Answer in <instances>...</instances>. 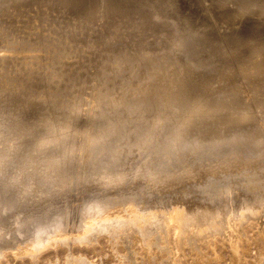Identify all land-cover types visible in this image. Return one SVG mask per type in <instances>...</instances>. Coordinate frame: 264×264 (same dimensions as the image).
I'll use <instances>...</instances> for the list:
<instances>
[{
    "label": "bare ground",
    "instance_id": "6f19581e",
    "mask_svg": "<svg viewBox=\"0 0 264 264\" xmlns=\"http://www.w3.org/2000/svg\"><path fill=\"white\" fill-rule=\"evenodd\" d=\"M27 16L29 18L36 16L37 20L42 22L43 19L49 20V25L55 23L59 28L50 31L55 34L54 36H59L58 43L53 42L56 37H50L51 40H48V35H44L47 39L40 34L39 42L32 40L35 41V46L49 48L50 45H55L59 55L64 49L77 50L79 44L92 50L88 52L84 49L86 54L91 53L94 58H88L86 54L81 56V53L78 55L71 52L70 56L67 54L70 58L79 56V59H85L84 62H77L78 60L75 62L74 58L72 59L74 64H70V67L80 64L79 67H75L82 71L79 78L70 79L71 75L66 78L67 73L64 75L65 71L58 68L55 69L57 71L55 73L38 72L39 68L47 69L46 66H37L38 69L34 70L30 65L34 67L38 63L33 64L30 59V63H22L23 60L18 63L19 57H15L18 58L17 62L12 58L5 60L1 52L9 51L14 40V43L21 47L24 44L32 47L31 40L20 36L23 29H27L29 21L24 19ZM46 32L43 31L44 34ZM50 32L48 33L51 34ZM34 38H37L36 35ZM145 38L160 40L159 44L163 48L170 49V53L164 55L167 59L171 58V62L159 61L163 55H156L157 58L153 49L149 47L150 43L147 41L145 43ZM0 39L10 44V47H4L0 43V146L8 145L9 149L20 155L29 148L28 144L29 146L32 144L30 151L23 156L25 162L20 168V173L17 169V177L10 181L24 175L23 172L26 170L32 172V169L38 168V172H41L45 170L42 167L48 168L57 163L60 165L57 166L61 167L60 163H65L66 159L74 155L79 160L78 163H74V167L78 168L76 171L80 167L83 168V172L80 170L76 174L77 180H88L86 184L85 181L82 184L80 195L70 196L67 193L62 195L64 200H68V204L83 201L79 207L69 209L65 206L69 210H63L65 212L59 217L34 224L32 229H26L23 239L21 242L17 241V244H8L5 235L0 237V244L7 243L3 246L4 249L0 248V258H6L10 250H17L18 255L24 253L30 255L33 251L38 253L53 243H60L51 240L55 235L84 231L87 233L86 238L66 240L62 244L65 243L70 248L75 241H90L96 239L98 235H106L111 237L109 243L113 245L112 252L119 253V247L124 246L129 256L121 257H125L126 259L123 258L125 261H133V264H138L135 260L139 251L133 246L137 240L144 247L147 246L153 264H182V257H186L188 248L192 252L196 251L195 259H192L193 264H202L209 257L203 254V246L197 245L198 240L221 235L228 243L229 264H264V221L260 222L264 218L262 184L264 181L256 173L258 181L248 178L249 180L243 183L236 179L217 184L215 179L208 176L209 192L219 197L212 206H202L183 200L182 190L179 189L170 193L158 191V195L151 194L152 192L148 194L150 190H147L148 195H144L138 192V188L142 187L138 186L137 190L134 189L136 191L134 194L124 196L123 192L121 195L118 194L121 196L120 199L110 197L109 194L108 198L106 196L105 199H98L97 191H94L100 184L104 186L102 183L113 182L114 185L115 181L123 185L122 181L126 179L128 181L130 177L132 181H138L135 183L141 184L149 177L155 181L160 180L161 185L167 178L172 180L173 185L181 184L185 172L179 171V175L170 176L168 175L170 171L166 175L163 168L167 161L165 154L172 149L176 154L185 148L197 152L202 148L208 149L206 147L224 148L223 146L227 145L236 151L242 147L246 151L244 146L250 145L256 149H263L261 147L264 146V0H0ZM47 42L48 45L45 44ZM71 43L75 45L71 46ZM60 44L67 46L60 48ZM33 48H22L21 52L36 51L37 47ZM11 53L13 55V52ZM107 53H115L118 57L109 56ZM129 55L137 62H129L131 61L127 58ZM57 58L56 60L54 58L52 63L55 61L58 63ZM65 62L67 61L61 62L63 66L69 65ZM169 66L174 68L168 71ZM93 70L95 71L92 72ZM37 73L41 74V77L35 76ZM154 75H159V78L156 79ZM56 77L59 79L54 80ZM62 77L66 83L69 80L73 83L63 84ZM49 81L56 85L48 84ZM85 95L88 98H84ZM80 112L86 115L87 119L76 118L75 115ZM118 118H123L120 129H126V134L120 136L122 143L117 142L108 157L102 153L108 149L105 142L110 140L112 132L116 133L119 128L115 124H110L112 131L103 129L108 126L107 123L116 122L114 119ZM144 119L149 121L148 124L142 126L134 123L137 121L142 123ZM103 120L108 122H105V126L99 125L100 131L96 132V123L101 124ZM137 126L142 127L141 131L133 130ZM74 133L77 135L72 138ZM134 139L139 141L134 144ZM127 143L130 144L125 147ZM46 146H52V150L49 147L50 151L40 153ZM58 146L61 151L57 150ZM88 147L91 149L88 150ZM100 149L103 157L95 152ZM89 151L94 157L93 163L97 160V171L91 172L88 165H85L84 157ZM250 152L247 155L253 157V153ZM160 153L163 158L161 156L159 159L156 158L155 155ZM132 155L134 160H126ZM168 155L170 156L169 153ZM225 155L227 157V154ZM243 155L245 156L244 153ZM136 158H143L141 162H145L136 167L134 164ZM262 158L264 151L258 157L259 160ZM102 163L105 166L102 167ZM227 165L229 164L227 163L225 167ZM58 167L53 168L59 169ZM84 167L89 169L87 174ZM114 167H118L115 168L117 170L113 171ZM39 168H42L41 171ZM134 168L136 170H133ZM244 168L246 169L245 166ZM66 170L71 172L69 169ZM257 170L258 168L254 171ZM248 171L250 172V170L246 172ZM35 172L31 174L34 176ZM113 173L116 176H112ZM53 174L50 172L51 176ZM64 175L66 177L70 174ZM238 178L240 179V176ZM163 179L165 180L162 181ZM28 185L35 188L32 182ZM107 186L105 185L106 188ZM116 186L115 184L113 188L115 187L117 191ZM109 187L107 189L110 191ZM230 187L234 191L231 192L233 197L229 201L226 200L229 196L225 195ZM248 187L262 188V192L248 196L246 193L249 192L245 191ZM148 215H152V218L145 219ZM3 220L0 218V222ZM259 225L262 226L258 229L260 238L254 240L255 242L246 239V244L241 243L246 234H249L248 229ZM28 227L27 224L26 228ZM203 227H206L208 232L202 235L194 234L195 230ZM206 243L207 249L213 253L212 259L216 264H221L216 260L221 259L224 253H217L215 249L217 240ZM253 245L257 250V256L250 261L249 254L253 251ZM155 249L160 250L161 256H167V259L159 261L158 257H153ZM123 263V260L120 261V264ZM67 264L95 263L85 257H75L70 249Z\"/></svg>",
    "mask_w": 264,
    "mask_h": 264
},
{
    "label": "rangeland",
    "instance_id": "374dc122",
    "mask_svg": "<svg viewBox=\"0 0 264 264\" xmlns=\"http://www.w3.org/2000/svg\"><path fill=\"white\" fill-rule=\"evenodd\" d=\"M31 15L33 14V13H30ZM34 15V14H33ZM36 18V16H31L30 18H29V16H27L26 18H24L25 20H28L29 21V23L27 24L28 26L26 27L27 29L25 30V29H23V32L21 33V37H24V38H27V40H37L38 42H39V39H38V35H40V34H42V36L43 37H45V38H47V37H49V39L48 40H51V38H55L56 36H54L53 34H52V32H50V31H52V30H54V29H57V30H59V28H58V25H56L55 23L54 24H51V25H49L48 24V21L46 22L45 21V19H43V22L41 21V20H37V18ZM30 19H31V21H30ZM32 19H35V20H32ZM39 21H41V22H39ZM34 22V23H33ZM36 23V24H35ZM44 23V24H43ZM45 23H47V25L45 24ZM33 24V25H32ZM31 26L33 27V28H31ZM36 26H39V27H36ZM53 26V27H52ZM62 27H64V25H61ZM37 29H36V28ZM45 27H46V30H45ZM48 27V28H47ZM51 27V28H50ZM28 28H31L30 30L28 29ZM42 28H43V30H42ZM33 29V30H32ZM32 30V31H31ZM24 31H26V32H24ZM43 31L44 32H46V31H48V32H50L51 34H49L48 32H46L45 34L43 33ZM41 32V33H40ZM30 33V35H28ZM35 33V34H34ZM24 36H23V35ZM36 35V37L37 38H34V36ZM44 35H48L47 37L46 36H44ZM50 35V36H49ZM57 35V34H56ZM28 36H29V38H28ZM51 37V38H50ZM32 38V39H31ZM57 39H60L59 38V36L57 35V37L55 38V40H53V42L56 44V43H58V41H57ZM140 39H143V38H140ZM147 38H145L144 39V41H145V43H146V41H147V43L149 44L150 43V48L151 49H153V51H154V53H155V56L157 55H163V58H161V59H158L159 61H163L164 62V60H165V62H171V58L169 59H167V56L166 55H164V54H168V53H170V49H167V48H163V46L161 45V44H159V42H161L160 40H153V38L152 39H148V40H146ZM152 40V41H151ZM57 41V42H56ZM154 41V42H153ZM5 42H6V44H5ZM13 42V41H12ZM14 42H15V40H14ZM13 42V43H14ZM0 43H1V45L2 46H4V47H10V44L7 42V41H3L2 39H0ZM9 44V46H8V44ZM11 43V46L12 47H10L12 50H14V51H12L11 49H9V51H11V52H13V55H12V53L11 52H9V51H6L5 50V52H1L2 54H3V56H5V60H10L11 58L13 59V61H18V63H21V61H22V63H28L30 60V62L31 63H33L34 64V62L37 64V65H35L34 67H33V65H30L34 70H37L38 69V67L39 66H46V68L47 69H45V68H39V70H37L38 72L40 71H44V73H46V74H48V72H50L51 71V73H55V72H57L55 69L56 68H58V69H63L65 72H64V75H65V77L66 78H69V75H71L70 76V79L72 78H74V77H76V78H79V73L80 72H82L81 70H77L76 68L77 67H79L80 66V64L78 63V64H76V65H73V67H70L71 65L70 64H74V61L76 62V60H78L77 62H84L85 61V59L84 58H81V59H79L78 57H68L67 56V54L70 56V54H71V52H73V53H76V54H80L81 56H84L86 53H85V50L84 49H86V51H88V52H90V51H92L91 49H89L87 46H84L83 44H79V46L78 47H76V48H78L77 50L75 49V48H71L70 49V51L69 50H63V51H60L61 53V55L63 56H61V55H59V54H57V52L59 51L56 47H54L53 45H50V47L49 48H45V46H40V45H37V46H35L36 45V43H35V41H32L31 43H30V45H32V47H34L33 49H35L36 47H37V49H36V51H29L28 52V50H26L25 51V53H23V52H21V49L22 48H26V49H31L30 47H29V45H27V44H24V46L22 45V47L20 46V45H17L16 43ZM46 45H48L49 43L47 42V43H45ZM71 46H74L75 45V43H74V45H73V43H71L70 44ZM83 45V46H82ZM156 45V46H155ZM161 45V46H160ZM51 46H53V47H51ZM65 46H67V45H65V44H60V48H63V47H65ZM159 46V47H158ZM15 47V48H14ZM20 47V49H18ZM161 47V48H160ZM17 48V49H16ZM39 48V49H38ZM41 48H43V50H44V52H43V50L41 49ZM54 48V49H53ZM40 49H41V51H40ZM57 49V50H56ZM74 49V50H73ZM89 49V50H88ZM160 49H164L163 51H161ZM167 49V50H166ZM17 50H20V51H18L17 52ZM47 50H49L48 52H47ZM51 50H53V51H51ZM169 50V51H168ZM54 51H56V52H54ZM67 53H66V52ZM145 51V50H144ZM147 51L148 50H146V53H145V55H147ZM167 53H166V52ZM21 54H20V53ZM42 52V53H41ZM50 52V53H49ZM51 52H54L53 54H51ZM70 52V53H69ZM160 52V53H159ZM164 52V53H163ZM17 53V54H16ZM19 53V54H18ZM5 54V55H4ZM7 54V55H6ZM10 56H9V55ZM46 54V55H45ZM48 54V55H47ZM49 54H51V56H52V58L50 59V55ZM109 56H115V57H118V55L117 54H115V53H107ZM114 54V55H113ZM15 55V56H14ZM16 55H19V56H16ZM58 55V56H57ZM90 55H91V53H89V54H86L85 56L86 57H88V58H94V55L92 54L91 55V57H90ZM117 55V56H116ZM9 56V57H8ZM13 56V57H12ZM21 56V57H20ZM27 57V59H26V57ZM46 56V57H45ZM54 56V57H53ZM58 58H57V57ZM65 56H67V57H65ZM93 56V57H92ZM156 56V57H157ZM166 56V57H165ZM15 57H19V59L18 58H16L15 59ZM43 57V58H42ZM65 57V58H64ZM35 58V59H34ZM43 59L42 61H41V59ZM48 58V59H47ZM54 58H55V60H56V58H57V60H58V63H56L57 61H55L54 63H52V60H54ZM59 58H61V59H59ZM66 58H68V59H66ZM70 58V59H69ZM127 58L129 59V60H131V61H129V62H133V63H136L137 62V60L135 59V58H132V56L131 55H129V57L127 56ZM132 58V59H131ZM158 58V57H157ZM18 59V60H17ZM21 59V60H20ZM25 59L27 60V61H25ZM30 59V60H29ZM49 59H50V61H49ZM72 59H74V61L72 60ZM46 61V63H45V61ZM61 60V61H60ZM67 61V62H65V63H67V64H69V65H62V63H64V61ZM169 60V61H168ZM25 61V62H24ZM39 61V62H38ZM73 61V62H72ZM136 61V62H135ZM29 62V63H30ZM41 62V63H40ZM51 64H50V63ZM62 62V63H61ZM70 62H72V63H70ZM39 63H40V65H39ZM45 65H44V64ZM49 64V66H48V64ZM47 64V65H46ZM56 64H58V65H56ZM61 64V65H60ZM38 66V67H37ZM48 66V67H47ZM58 66V67H57ZM63 68H62V67ZM69 66V67H68ZM117 66V65H116ZM54 67V68H53ZM60 67V68H59ZM64 67H65V69H64ZM68 69H67V68ZM76 67V68H75ZM120 67V66H119ZM170 68H168V71H170V70H172L174 67L173 66H169ZM45 69V70H44ZM68 70V72H67V70ZM73 69H74V71H73ZM124 69H126V67L124 68ZM49 70V71H48ZM54 70V71H53ZM79 71V72H78ZM95 70H93L92 72H94ZM41 73H43V72H41ZM73 73V74H72ZM77 73V74H76ZM127 73V72H126ZM76 74V75H75ZM35 76H37V77H41V74L39 75V73H37ZM78 76V77H77ZM155 76V78L157 79V78H159V75H154ZM54 80H58L59 78L58 77H56V79L55 78H53ZM62 83L64 84V82H65V79L63 80V77H62ZM44 82V81H43ZM43 82H41L42 84H43ZM50 82V83H49ZM49 82H47L48 84H52V85H56L54 82H51V81H49ZM69 82V83H68ZM35 83H37V81L35 80ZM45 83V82H44ZM67 83L68 84H71V83H73L72 81H67ZM66 82H65V84H67ZM45 90V89H44ZM54 92V91H53ZM84 98H88V96L87 95H85L84 96ZM84 108L86 109L87 108V106H84ZM75 117L76 118H85V119H87V116L86 115H83L81 112L80 113H78V114H76L75 115ZM129 118V117H128ZM121 119H123V118H118L117 120L116 119H114L116 122H113V123H107L108 121H104L103 120V122H101V124H98V123H96L97 124V126L95 127V130H96V132H98V131H100V126H105L106 124H105V122L107 123V125L108 126H106L103 130L105 131H107L108 129L110 130V131H112V125H110V124H115V126H117L118 128H119V130L116 132V133H113L112 132V138L109 140L108 139V141L107 142H105L106 143V147H108V149H105V150H103V152H102V149H100V150H98V151H95L96 153H98V154H100V151L102 152V153H104L105 155H107L108 157L110 156V153H111V151L114 149V147L116 146V143L117 142H119V144H120V142L122 143V138H120V136H124V134H126V129H120V126L123 124L122 123V121H121ZM150 120V119H149ZM119 121H121V123L119 122ZM148 122L149 121H146V119H144L143 121H142V123L141 122H134V123H139V124H142V126L143 125H145V124H148ZM138 124V125H139ZM100 125V126H99ZM141 126H137V127H135V128H133V130H140L141 131ZM120 131V132H119ZM95 134V133H94ZM100 134V133H99ZM77 135V133H74L73 135H72V138L73 137H75ZM137 139V138H136ZM136 139H134V144L136 143V141H139V139L138 140H136ZM123 140H125V139H123ZM128 144H130V143H127V144H125V147H127L128 146ZM32 146V144L29 146V144H28V149H26V151H25V153L24 154H26V153H28L30 150V147ZM63 145H61V147H62ZM228 146V145H227ZM227 146H223L224 148H210V147H206V148H208V149H205V148H202V149H200V151H197V152H195L194 150L192 151L191 149H188V150H190V151H188L187 150V148H185V149H181L182 151L180 152V153H178L177 152V154H179V155H177L176 154V151H173V149H172V151L173 152H175V153H173L172 151V154H171V152L170 151H167V153L165 154L166 155V157H167V161H165L166 163L164 164V166H163V168H164V170L166 171V175H167V172H169L168 173V175H179L178 173H179V171L181 172V173H183V172H185L186 173V175L185 176H183L182 177V182H181V184L179 183L178 185L176 184V183H174L175 185H173L172 183H171V179H166L167 181H164L165 179H163L162 181H164V182H162L163 184L161 185V183H160V180H157L156 179V181H159V183H157L155 180H153L152 179V177H149V178H147V179H145V180H143L142 181V183L143 184H141L140 182L139 183H135V182H138V181H132V178H131V181H132V183H131V181H129V179L130 178H128V181H129V183H128V181H127V179L126 180H124V181H122V184L123 185H121V182L119 183V182H115L114 181V183L117 185L116 186V188H118V190L116 191L115 190V187L113 188V186H115V184L113 185V182L110 184V183H106V184H104V183H102L104 186H102L101 184L99 185V186H97V188H92L94 191H97V198L98 199H105L106 198V196H107V198L109 197L108 196V194L109 195H111L110 197H113V198H116L117 197V199H120L121 198V193L123 192V194H122V196H124V195H131L132 193L134 194L136 191L135 190H137V188H138V186H142L141 188H138L139 190H138V192L139 193H143L144 195L146 194V195H148V194H150L149 192H152L151 194H156V195H158L157 193H158V191L160 192H162V193H170V192H177V189H179L181 192H182V199L183 200H186L187 202H195V204L197 203L198 205H202V206H204V205H210V206H212V205H214L218 200H219V197L218 196H216V195H214V194H211L210 192H209V189H208V176H209V178L211 177V178H213V179H215L216 180V183L218 184V183H227V182H229V181H232V180H238V182H240V183H243L244 181H246V180H249V179H251V180H256V181H258V179H257V175L258 176H260V177H262V181H264V161H263V159L264 158H262V159H258V157L260 156V154L264 151V146L263 147H261V149L262 150H260V148L259 149H256V148H254V147H252L251 145L250 146H247V147H250V149L249 148H247V147H245L244 146V148H245V150L247 151H244L243 150V147L242 148H239L237 151H236V149H233L234 150V152H233V150L231 149V148H229V146L227 147ZM50 147V148H49ZM46 146L45 148H46V150H44L45 148H42L41 149V151H40V153H43V152H45V151H50V150H52L51 148H52V146ZM225 147H227V148H225ZM251 147L254 149V150H252L251 149ZM48 148L50 149V150H48ZM11 149V148H10ZM9 148H8V145H6V146H4V145H1L0 146V161L2 162V163H0V218H2V222H0V237H2V236H4L5 235V241H8L7 243L8 244H10L11 243V245H14V244H17L18 242H21V240L23 239V234L25 233V231H26V229L28 230V229H32V226L34 225V224H36V223H41V222H45V221H47L48 219H50V218H54V217H59L61 214H63V212H65L66 210L68 211L71 207H79V205L80 204H83V201H77L76 203L75 202H73L72 204L70 203V204H68V200H64V198H63V194H65V193H67V194H69L70 196L71 195H73V196H75V195H80V192H81V186H83L82 184L84 183V181H85V184H86V182H88V180L86 181V179L84 180V181H81V180H77L78 178H77V173H78V171L80 172V170H81V172H83V168L82 167H80V169L78 170V171H76L77 169L74 167V163H78L79 162V160H78V157L77 156H73L72 158H70L69 157V159H66L65 161V163H67V161H68V163L65 165V163H63L64 164V166H63V164L62 163H60L61 164V167H58L57 165H59L58 163L57 164H55V165H52L53 167H58L59 169H54L52 166H49L48 168L46 167V166H44V167H46V168H44V167H42L43 169H45V170H40V169H42V168H39V171H41V172H38V168H35L34 170L32 169V172H31V170H30V172H28L29 170H26L25 172H23L24 173V175H22V176H18V178L16 179L15 178V181H10V179L12 180L14 177H17V175H18V170L17 169H19V173H20V168H22V166H24V162H25V160H24V157H25V155L24 154H20V155H18L16 152H13L12 151V149L10 150ZM60 149V151H61V148H60V146H58L57 147V150H59ZM91 149V147H88V150H90ZM164 148H162L161 150H163ZM216 149V151H214V150ZM221 150V149H223V150H221L220 152H219V150ZM230 149H231V151H230ZM29 150V151H28ZM212 150V151H211ZM242 150V151H241ZM256 150V151H255ZM260 150V151H259ZM28 151V152H27ZM164 151V150H163ZM218 151V152H217ZM226 151V152H225ZM230 152V157H229V152ZM251 151V152H250ZM252 151H254L255 153L256 152H258V153H254V152H252ZM161 152V151H160ZM189 152V153H188ZM190 152H192V154L190 153ZM193 152L195 153L194 155H193ZM227 154V157H226V155L224 156V154ZM228 152V153H227ZM253 153V157H251V155L249 154V156L247 155L248 153ZM48 153H50V152H48ZM57 153V152H56ZM159 153V152H158ZM168 153L170 154V156L168 155ZM243 153L245 154V156L243 155ZM47 154V153H46ZM45 154V155H46ZM144 154V153H143ZM176 155V156H172V155ZM181 154V155H180ZM185 154V156L183 157V155ZM188 154V155H187ZM189 154H191V155H189ZM255 154V155H254ZM44 155V154H43ZM44 155V156H45ZM140 155H142V153L140 154ZM168 155V156H167ZM234 155V156H233ZM242 155H243V157H242ZM247 155V156H246ZM258 155V156H257ZM24 156V157H23ZM100 156H104V155H102V154H100ZM144 156V155H143ZM161 156V158H163L162 157V155H161V153L160 154H158V155H155V157L156 158H158L159 159V157ZM240 156V157H239ZM257 156V157H256ZM13 157H14V159H13ZM106 157V156H105ZM165 157V158H166ZM179 157H181V159L179 158ZM245 157L247 158V159H245ZM61 158H63V157H61ZM85 158V160L84 161H86L85 162V165L87 166L88 165V168L90 169V171L91 172H93V171H97L98 169V166H97V160L93 163V155H92V153L89 151L88 152V154H87V156L86 157H84ZM254 158V159H253ZM130 159H132V160H134L133 159V155H132V157L131 156H129V157H127V159L126 160H130ZM143 158H136L135 159V161H134V164L136 165V167L138 166V165H140V163L142 164V163H144V162H141V160H142ZM169 159V160H168ZM231 159V160H230ZM234 159H238V161H232V160H234ZM258 159V160H257ZM83 160V159H82ZM225 160H227L226 162L229 164V165H227V167H225L226 166V164L227 163H225ZM193 161V162H192ZM263 161V162H262ZM91 162L93 163V164H91ZM250 164H249V163ZM260 162V163H259ZM96 163V164H95ZM101 163V162H100ZM220 163H222V164H220ZM231 163V164H230ZM94 164L96 165V168H94ZM99 164V163H98ZM245 164V165H244ZM93 165V166H92ZM102 165V167H103V165L105 166V164L104 163H102L101 164ZM231 165V166H230ZM236 165V166H235ZM242 165H243V167H242ZM251 167H250V166ZM60 166V165H59ZM63 166V167H62ZM66 166V167H65ZM85 166V167H86ZM90 166H91V168H90ZM239 166H241V167H239ZM244 166L246 167V169L247 170H250V172L248 171V172H246L247 170L244 168ZM259 166V167H258ZM262 166V168H260ZM84 167V171L86 172L85 174H87V171H89V169H86ZM187 167V168H186ZM189 167V168H188ZM222 167H224V168H222ZM231 167V168H230ZM250 167V169H248ZM53 168V169H52ZM60 168H62V169H60ZM63 168H64V170H63ZM82 168V169H81ZM94 168V170H92ZM99 168H100V164H99ZM115 168H118V167H114V169H113V171H115V170H117V169H115ZM167 170H166V169ZM209 168H211V170L209 169ZM220 168V169H219ZM230 168V169H229ZM256 168H258V170L257 171H254V170H256ZM36 169H37V171H36ZM66 169H69V171H71L70 173L68 172V170H66ZM71 169V170H70ZM75 169V170H74ZM218 169V170H217ZM227 171H226V170ZM246 171H245V170ZM261 169V170H260ZM17 170V171H16ZM51 170V171H50ZM56 170H58V171H56ZM111 170V169H110ZM133 170H136V168H134ZM188 170V171H187ZM222 170H223V172H222ZM243 170V171H242ZM263 170V171H262ZM36 171V172H35ZM65 171H67V172H65ZM213 171H214V173H213ZM217 171V172H216ZM225 171V172H224ZM254 171V172H253ZM35 172V174H34V176H33V174H31V173H34ZM50 172L55 176H51L50 175ZM62 172H64V173H62ZM90 172V173H91ZM172 172V173H171ZM191 172V173H190ZM243 172H245L244 174H243ZM26 173V174H25ZM58 173H61V175H59ZM89 173V172H88ZM89 173V174H90ZM134 173H135V171H134ZM180 173V174H181ZM216 173V174H215ZM246 173H248V174H246ZM252 173V174H251ZM257 175H256V174ZM31 174V175H30ZM49 174V175H48ZM58 174V175H57ZM64 174H66V175H68V174H70V175H68V176H66L65 177V175ZM114 174V175H113ZM113 174H111L112 176H116L115 175V173H113ZM228 174V175H227ZM240 174V175H239ZM241 174H243V175H241ZM260 174H262V176L260 175ZM42 175V176H41ZM43 175H44V177H43ZM47 175V176H46ZM236 175H238L237 177H236ZM59 176V177H58ZM62 176V177H61ZM240 176V179L238 178ZM50 177H52V178H50ZM70 179H69V178ZM73 177V178H72ZM75 178V179H74ZM153 180H151V179ZM154 178V177H153ZM217 178V179H216ZM249 178V179H248ZM207 179V180H206ZM71 182H70V181ZM81 181V182H77V181ZM134 180V179H133ZM204 180H206V183H205V181ZM226 182H225V181ZM125 181H127L126 183H125ZM219 181V182H218ZM34 183V185H35V188H34V186L32 185V187L30 186V185H28V183ZM70 182V183H69ZM75 182V183H74ZM108 182H110V181H108ZM145 182H149V183H147V184H149V185H155V186H147V184L145 183ZM154 182V183H153ZM156 182V183H155ZM167 182H169V183H167ZM72 183V184H71ZM77 183V184H76ZM79 183V184H78ZM133 183H134V185H133ZM166 183V184H165ZM73 184H74V187H73ZM84 184V185H85ZM126 184V185H125ZM128 184V185H127ZM129 184H131V185H129ZM139 184V185H138ZM141 184V185H140ZM158 184V185H157ZM262 184L264 185V182H262ZM76 185V186H75ZM105 185L107 186V185H109V186H107V188L109 187L110 188V191H109V189H107L106 187H105ZM120 185V186H119ZM136 185V186H135ZM161 185V186H160ZM166 185V186H165ZM177 186V188H175V187H173V186ZM22 186V187H21ZM71 186V187H70ZM130 186V187H129ZM136 188H135V187ZM144 186V187H143ZM145 186H147L146 188H145ZM157 186V187H156ZM159 186V187H158ZM73 187V188H72ZM123 187V189L125 190H123V189H121ZM125 187H126V189H125ZM155 187V188H154ZM166 187V188H165ZM173 187V188H172ZM180 187V188H179ZM237 187V186H236ZM235 187V188H236ZM98 188L100 189V190H98ZM103 188V189H102ZM111 188H112V192H111ZM119 188L121 189V190H119ZM146 190H145V189ZM149 188V189H148ZM151 188V189H150ZM160 190H159V189ZM164 188V189H163ZM168 188V189H167ZM169 188H170V190H169ZM172 188V189H171ZM182 188V189H181ZM72 189V190H71ZM76 189H77V191H76ZM80 189V190H79ZM92 189H91V191H92ZM114 189V190H113ZM135 189V190H134ZM167 189V190H166ZM232 188L230 187V188H228L227 190H226V195L225 196H229V197H227V199L226 200H231V197H233L232 196V193H233V189L231 190ZM105 190H107V192H104ZM123 190V191H122ZM132 190H134L133 192H132ZM141 190V191H140ZM147 190H150V191H148V194H147ZM100 191V192H99ZM116 191V192H115ZM121 191V192H120ZM246 192H249V193H246V195H248V196H250L249 194H260L261 192H262V188H259V187H254V188H246V190H245ZM79 192V193H78ZM100 193V195H99V193ZM118 192V193H117ZM125 192V193H124ZM232 192V193H231ZM117 195H116V194ZM227 193H229V194H227ZM118 194H120L119 196H118ZM99 195V196H98ZM114 195H116V196H114ZM63 198V199H62ZM229 198V199H228ZM66 202H67V205H66ZM15 206V207H14ZM67 208H69V209H67ZM58 210V211H57ZM63 210H65V211H63ZM62 212V213H61ZM29 213V214H28ZM31 213V214H30ZM1 214H3V215H1ZM17 214V215H16ZM25 214V215H24ZM45 214H47V215H45ZM50 215V216H49ZM40 216V217H39ZM12 217V218H11ZM17 217V218H16ZM6 218V219H5ZM14 218V219H13ZM24 218V219H23ZM31 218V219H30ZM146 218H152V215H148V216H146L145 217V219ZM26 222H25V221ZM40 220V221H39ZM262 221H264V218H263V220L261 219L260 220V222H262ZM27 222H29V223H27ZM26 224V225H25ZM27 224L29 225V227L28 228H26L27 227ZM30 224H32V225H30ZM143 224V223H142ZM262 227V226H261ZM260 227V225H259V227H255V226H253V228L250 230V229H248V235L246 234V236H245V239L243 238L242 239V241H241V243H243V244H246V239H251V241L252 242H255L254 240H258L260 237L258 236V229L259 228H261ZM264 227V226H263ZM15 228V229H14ZM247 228V227H246ZM254 228H256L255 230H254ZM10 229V230H9ZM8 230V231H7ZM15 230H16V232H15ZM3 231V232H2ZM7 231V232H6ZM21 231V232H20ZM245 231V230H244ZM204 232H208V229L206 228V227H203V228H200V229H198V230H195V233L194 234H198V235H202ZM253 232V233H252ZM4 233V234H3ZM22 233V234H21ZM17 234V235H16ZM20 236V238H19V236ZM9 236V237H8ZM86 236H87V233L86 232H84V231H79V232H76V233H72V234H69V233H63V234H58V235H55V236H53L52 238H51V240H53V241H58V242H60V243H58V244H52V245H50L49 247H47L46 249H44V250H42V251H39L38 253H37V251H33V252H31L30 253V255L28 254V253H24V254H17V250H10L9 251V254H8V256L6 257V258H0V264H67V258H68V255H69V252H70V249L72 250V253H73V255L75 256V257H85V258H87L89 261H91L92 263H95V264H120V261H122L123 260V264H133V261H129V260H124V259H126L125 257H121V256H129V252L127 251V249L124 247V246H120L119 247V253H113L112 252V243H109V241L111 240V237H108V236H106V235H98V237L96 238V239H92V240H90V241H88V240H86V241H82V242H80V241H75V242H73L72 243V245H71V247L69 248L68 247V245L67 244H62V242H64V241H66V240H71V239H76V240H79L80 238H86ZM16 237V238H15ZM17 237H18V239H17ZM154 237H157V235H154ZM15 238V239H14ZM138 238V237H137ZM173 238V237H172ZM172 238H171V241H172ZM223 237L221 236V235H215V236H208V237H204V238H200L199 240H198V242H197V245H199V246H203V248H202V252H203V254L204 255H206V256H208L209 257V259L208 260H206L204 263H202V264H216V262H215V260H213L212 259V251L211 250H208L207 249V241H214V240H217V246L215 247V249H216V251H217V253H221V252H223L224 253V256L223 257H221V259H217L216 261L218 262H220L221 264H229L230 263V258H229V249H228V243L224 240V238L222 239ZM4 241V242H5ZM12 241V242H11ZM13 241H14V243H13ZM18 241V242H17ZM16 242V243H15ZM137 242V243H136ZM136 242H134V243H136L135 245L133 244V246H134V248H138V251H139V255H138V257H137V260H135L136 262H138V264H153V262H152V260L149 258V255H148V248H147V246H143V245H141V243L140 242H138V240L136 241ZM7 243H3V245L2 244H0V248H2L4 245H6ZM13 243V244H12ZM172 246V245H171ZM172 248V247H171ZM252 248H253V251L249 254L251 257H252V259H251V257L249 258L250 259V261L251 260H254L255 259V256H257V250H255V247H254V245L252 246ZM2 249H4V247L2 248ZM130 250H132V249H130ZM136 250V249H135ZM172 250V249H171ZM191 249H187V255H186V257H182V264H193V260L192 259H195V256H194V254L196 253V251H194V252H192V251H190ZM5 251V250H4ZM137 250H136V252H138ZM120 254V257H118V255ZM16 255H18V257L16 256ZM36 255V256H35ZM162 255V252L160 251V250H158V249H155L154 251H153V253H152V256L153 257H158L159 259V261H162V260H164V259H167V256H161ZM164 255H165V253H164ZM124 258V259H123ZM129 258V257H128ZM223 259V260H222ZM225 259V260H224ZM9 261V262H8ZM128 262H130V263H128ZM158 262V261H157ZM174 261H171V263H173Z\"/></svg>",
    "mask_w": 264,
    "mask_h": 264
}]
</instances>
